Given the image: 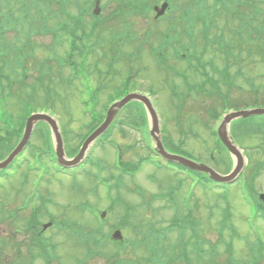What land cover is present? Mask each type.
<instances>
[{
    "label": "rangeland",
    "instance_id": "obj_1",
    "mask_svg": "<svg viewBox=\"0 0 264 264\" xmlns=\"http://www.w3.org/2000/svg\"><path fill=\"white\" fill-rule=\"evenodd\" d=\"M77 1L81 3V0ZM133 1L139 3L142 0ZM187 1L177 2L182 4ZM262 2L261 9L264 8V0H261ZM148 3L151 2L148 1ZM178 3L174 7L176 14H178L176 10V7L179 6ZM102 5H106V7L101 11V16L105 17H103L104 20H109V14H113L117 8L113 4L107 3L106 0L102 2ZM11 6L15 13H18L16 9L19 5L11 4ZM69 9L71 14H76L77 7L73 4ZM242 10L245 11V8ZM210 13L205 5H201L191 11L183 20L182 23L188 30V34L194 39L197 35L194 30L197 25L196 18L206 19ZM14 18L17 19V15H14ZM62 19L66 20L67 18L62 17ZM220 21L216 23L218 28L230 26V20L227 23L224 20ZM121 22L123 20L107 21L100 27V31L95 37L98 39L101 49L99 47V51L96 49L91 51L90 44L86 43L83 53L77 60L76 68L68 69L66 66H61V59L66 55L64 50L68 49L65 43L62 48H57L59 53L56 54L51 49L44 48L49 42L48 38L32 36L30 44L36 48L35 54L39 60L56 58L55 62L48 64L51 76L46 81V83L49 81L47 86L51 89L53 96L48 101H45L43 96H39L35 100L37 105L26 101L20 107L18 104L16 106L13 103L15 101L11 98L9 99L11 102H6L5 105L4 101H0V120L9 122L11 127H16V130L20 131L18 117L24 114L23 111L20 112L21 108L35 109L36 113L49 114L58 122L61 130L65 159L76 157L82 146L83 138L91 127L89 124L93 121L90 114L85 113L81 100L89 103L88 110L92 109L91 104L95 102V88L104 86L94 104L95 111L91 113L104 118L106 103L121 90L122 80L129 69L130 62L126 59L127 51L130 61L134 63L132 65L134 69L139 66L143 67L135 81H131L130 90L143 92L151 98L159 122L160 139L165 147L182 148L183 151L201 160L203 165L207 164L218 174H229L232 171L233 163L227 152L224 153L220 149L214 150L213 125L205 114V106L209 105L208 108H212L213 105H216V97L213 95L210 99H203L189 95L183 101L175 99L172 102L179 110L178 113L175 112L176 110L169 101V87L164 82L165 74L157 68V61L146 50H141V43L145 36L140 32L148 28V23L143 19L135 21L125 19L124 22L128 26L121 29L116 35L114 34L113 41L110 42L109 35L118 30ZM231 24L234 25V23ZM28 25L19 26L18 30L22 33ZM51 25L53 26L54 23ZM152 25L149 26V30H152L154 35L150 42L154 48L153 51L161 54L160 60L165 59L169 65L186 71V68L176 65L162 55L163 38L155 35L157 29ZM158 25L162 28L163 37L171 38L173 36L166 23ZM197 27H200L199 24ZM129 29L135 39L132 44L129 43V40L124 41L130 36ZM214 31L207 32L210 38L215 36ZM223 34L225 37H229L227 28L224 29ZM22 38L17 34H7L9 42L17 39L21 41ZM95 41L96 39L93 38L92 42ZM123 41L125 44L121 46ZM37 45H41L43 48ZM195 45L198 51L201 50L200 39L196 40ZM113 47L116 50L120 49L121 52L117 61L115 55L109 52V49ZM243 47L246 48L245 51H250L249 54L245 53L242 56V59L245 58V60L241 64H235L231 69V73L235 75L236 87H233L231 91L225 87L221 91L222 93L228 92L231 98L230 106L239 107L243 102L251 103L253 99L259 106H264V62L260 63L256 59L251 44L246 43L241 46V48ZM102 50L106 52H101ZM90 52L92 53L88 57L87 53ZM257 52L259 53L258 50ZM240 54L241 51H234L231 61L238 62ZM208 60H212V58L207 53L205 61ZM110 62H112L113 70L107 66ZM215 63L219 65L218 60ZM94 64H97V69L94 68ZM30 67L32 70H29V73H33V66ZM76 75L77 79H75ZM185 76L190 83L200 81L199 77L190 71H186ZM213 78L216 80L217 75L214 74ZM172 80L173 77L168 75L169 86ZM174 82L178 93H184L185 89L180 80L175 79ZM31 83L33 80L29 79L28 84ZM149 89L154 92V95L149 93ZM40 93L42 94V92ZM216 109L220 110L219 107ZM136 115L137 113L133 114L128 108L120 110L113 119V128L108 137L106 139L102 137L93 144L91 143L87 152L90 161L86 162L85 159L84 164L71 165V169L75 172L73 177H68L73 174L72 172L66 176V174L57 172L55 166L53 167L54 162L52 156L50 157L51 153H48V146L44 143L42 133L34 128L29 146L23 149L15 165L12 164V168L7 173L8 178L1 182L0 201L4 204V208L18 207L19 209V211L17 209L8 210L6 221L9 218H14L17 212L18 217L15 222L19 228H15L16 231H14L8 222H2L0 217V264H27V261L22 262L19 258L32 255H36L30 259L33 264H44V260L38 255L36 248L29 250L30 244H32L31 235L27 233L21 223L22 219L29 217L30 211L34 212L36 206L41 214L39 222L47 223L56 220V227H50L43 232V237L49 238L54 245V250L50 252L52 264H166L167 261H169L168 264H227L229 257L224 244L228 242H231L232 245L231 260H236L237 264H248L250 256L248 247L255 245L257 236L262 238L260 241L264 245V222L255 218V203L249 204L250 195L246 194L245 198L240 193L241 183L239 182L240 178L243 180L245 175L247 176L245 183L249 189L257 194H264V135L259 133V130L249 129L251 131H248L233 125L227 126L230 137L236 142L247 165L242 170L243 174L239 180L227 188L228 193L225 196L219 190L206 191L200 186L195 188L192 179L181 172L174 174L175 170L171 167L166 169L163 161L164 165L157 166L158 156L153 152L155 143L149 134L152 127L151 121L148 117L149 120L144 128L145 141L141 131L129 124V122L141 124V121L135 117ZM6 132V129L0 125L2 139L7 137ZM234 133L238 137H235ZM17 143L16 138L9 141V145H13V147ZM112 144L121 147L119 152ZM32 150L33 152H31ZM6 152V150H1L0 158H6L8 155ZM212 152L216 157L215 162H211L209 159ZM118 153L120 157H117ZM119 158L122 163L138 165V169L131 175L123 173L116 167ZM139 161L141 162L139 163ZM35 165L45 173L40 175L34 172ZM28 168L29 170H27ZM12 169L15 170L11 171ZM170 185L177 188L173 194L174 203L172 201L168 203L163 199V195L166 196L165 191H168L169 188L172 189ZM38 191L39 194H37ZM191 192L192 196H190ZM44 205L46 206L44 207ZM225 206L229 208L230 222L233 224L234 231L222 227L224 218L222 210ZM104 211L107 213L102 220L99 218V214ZM187 213L190 220L196 224L193 231L185 229L180 234L174 231H167L165 235L161 234L160 230L167 228L174 216ZM38 216V212L31 214L26 222V228L32 226V217L37 219ZM186 220L188 219L186 218ZM97 226L100 227H98L99 235L95 234L98 239L94 238L92 233ZM57 227L64 230L59 231ZM117 228L123 239L119 246L103 239L106 236L109 238L112 231ZM93 240H99L103 245L98 244V247H93ZM141 240H144L145 245L138 244ZM156 240H158L156 251L160 255L159 260L148 263L147 259L150 256L148 244L151 246ZM135 244L138 245L134 247ZM171 245H177L178 249L185 247L189 263L176 260L175 257L171 260ZM17 250H19L18 253ZM192 250L195 251L191 253ZM176 255L175 252L174 256ZM261 264H264V259Z\"/></svg>",
    "mask_w": 264,
    "mask_h": 264
},
{
    "label": "water",
    "instance_id": "obj_2",
    "mask_svg": "<svg viewBox=\"0 0 264 264\" xmlns=\"http://www.w3.org/2000/svg\"><path fill=\"white\" fill-rule=\"evenodd\" d=\"M131 100L141 101L145 105V107L147 108L148 114H149L151 121H152V127H153L152 131H151V136H153L155 141H156V145H157V149H158L159 153L162 154L165 158H167L169 160L178 161V162H180V163H182V164H184L190 168H196L195 165L190 164L189 162H187L185 160H182L180 158L173 157V156H168L164 153L160 139H159V124H158V118H157L156 112L153 109L150 101L146 97L137 96V95H130L127 98H125L123 101L118 102L111 107V109L108 111L107 118H106L104 124L88 138V140L85 142V145H84L82 151L80 152L79 156L84 152L87 145L94 138H96L109 125V123H110L111 119L113 118L114 114L116 113L117 109H119L120 107H122V105H124L125 103H127L128 101H131ZM39 120H42L49 125L52 133L54 134V136L56 138L57 155L59 158V162L65 166L70 165V164L62 161V143H61V138H60V134H59L56 122L51 117H49L47 115H33L28 119V121L26 123L25 131H24V135H23L21 143L15 149V151L13 152V154L11 155L9 160L7 162H4L3 164H0V168H3L22 149V147L26 144V142H27V140L31 134V130L33 128V125ZM222 140H223L224 144L228 147L230 152L237 157L238 165H239L238 169H239L240 164L242 163L241 157L238 155L237 151L234 149V147L226 139L223 138ZM205 171L208 172L211 175V177L217 181H228L230 179L228 177L221 178L209 169H206ZM230 177H233V176H230ZM118 235H119L118 233H115L114 238L119 237Z\"/></svg>",
    "mask_w": 264,
    "mask_h": 264
},
{
    "label": "flooded vegetation",
    "instance_id": "obj_3",
    "mask_svg": "<svg viewBox=\"0 0 264 264\" xmlns=\"http://www.w3.org/2000/svg\"><path fill=\"white\" fill-rule=\"evenodd\" d=\"M2 41L3 40H0V42L2 43ZM238 109H233L232 111H237ZM236 120H233L232 122H231V124L233 123V126L235 125L234 124V122H235ZM231 124H230V126H231ZM260 126V121L258 120V119H253V120H251L250 122H248V123H244V122H242V123H239L238 125H235V127H238V128H240V129H247L248 131H251V130H256L258 127ZM249 129H251V130H249ZM217 146H218V144H217ZM223 147V146H222ZM218 148L221 150V151H223V149L222 148H220L219 146H218ZM210 158L212 159V160H215L216 159V157L215 156H213V153H212V155H210ZM197 163H202V161L201 160H197L196 161ZM207 165V164H206ZM208 166V165H207ZM245 179L247 178V176H245L244 177ZM202 183H205V185H206V191H208V188H209V186H211V188H212V190H213V188H215V187H218V185L217 184H215L213 181H211L210 179H209V177L206 175L205 176V180H203V181H201ZM249 187V186H248ZM258 213L261 215V216H263L264 215V204L263 203H261V202H258ZM261 262H262V260H261ZM260 262V263H261Z\"/></svg>",
    "mask_w": 264,
    "mask_h": 264
},
{
    "label": "trees",
    "instance_id": "obj_4",
    "mask_svg": "<svg viewBox=\"0 0 264 264\" xmlns=\"http://www.w3.org/2000/svg\"><path fill=\"white\" fill-rule=\"evenodd\" d=\"M138 110V109H137ZM16 134H18V131H15V130H13V131H7L6 132V138H4V139H2L1 137H0V150H1V148H3V149H7L10 145H9V141L13 138V137H15L16 136ZM173 149V148H172ZM174 227V224L172 225V228ZM38 241V240H37ZM36 241V242H37ZM38 250H39V252L41 253V252H45V250H44V248L43 247H40V246H38Z\"/></svg>",
    "mask_w": 264,
    "mask_h": 264
}]
</instances>
